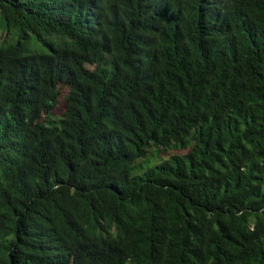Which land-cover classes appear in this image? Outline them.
Segmentation results:
<instances>
[{
	"label": "trees",
	"instance_id": "obj_1",
	"mask_svg": "<svg viewBox=\"0 0 264 264\" xmlns=\"http://www.w3.org/2000/svg\"><path fill=\"white\" fill-rule=\"evenodd\" d=\"M0 264H264V0H0Z\"/></svg>",
	"mask_w": 264,
	"mask_h": 264
},
{
	"label": "rangeland",
	"instance_id": "obj_2",
	"mask_svg": "<svg viewBox=\"0 0 264 264\" xmlns=\"http://www.w3.org/2000/svg\"><path fill=\"white\" fill-rule=\"evenodd\" d=\"M63 108H64V99H63V94H61V96L58 100V103L56 105V108H55V110H53V114L56 116H59L62 113ZM151 161L153 162L154 159L151 158Z\"/></svg>",
	"mask_w": 264,
	"mask_h": 264
}]
</instances>
